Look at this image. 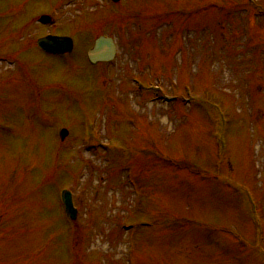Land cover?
Here are the masks:
<instances>
[{"label": "rangeland", "instance_id": "obj_1", "mask_svg": "<svg viewBox=\"0 0 264 264\" xmlns=\"http://www.w3.org/2000/svg\"><path fill=\"white\" fill-rule=\"evenodd\" d=\"M249 8L0 0V264H264V18ZM48 34L71 36L73 53H42ZM98 36L118 52L91 67ZM156 86L162 98L143 89ZM185 86L226 114L228 187L193 174L214 171L217 121Z\"/></svg>", "mask_w": 264, "mask_h": 264}, {"label": "water", "instance_id": "obj_2", "mask_svg": "<svg viewBox=\"0 0 264 264\" xmlns=\"http://www.w3.org/2000/svg\"><path fill=\"white\" fill-rule=\"evenodd\" d=\"M38 46L53 54L70 52L72 43L69 39H56L47 37L37 42ZM115 46L110 39L99 38L95 42L94 49L89 53V59L91 62L103 61L107 62L115 56Z\"/></svg>", "mask_w": 264, "mask_h": 264}]
</instances>
